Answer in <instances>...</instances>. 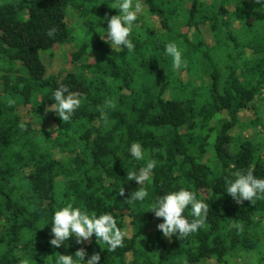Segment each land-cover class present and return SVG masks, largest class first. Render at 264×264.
Returning <instances> with one entry per match:
<instances>
[{"label": "trees", "instance_id": "1", "mask_svg": "<svg viewBox=\"0 0 264 264\" xmlns=\"http://www.w3.org/2000/svg\"><path fill=\"white\" fill-rule=\"evenodd\" d=\"M232 1L228 9L224 0H142L129 52L101 39L105 17L119 15L115 0H0V264H55L80 248L85 260L98 252L99 264L264 263V199L238 204L225 182L249 168L264 179V0ZM169 42L187 68L173 69ZM61 86L82 101L66 123L46 112ZM109 98L116 107L105 125L100 108ZM134 142L145 160L131 156ZM149 159L157 161L150 181H129L127 172ZM138 187L148 197L129 204ZM182 188L209 204L206 226L169 239L150 205ZM68 203L111 213L128 229L124 246L108 252L93 235L53 247V215ZM184 215L192 219L190 206Z\"/></svg>", "mask_w": 264, "mask_h": 264}, {"label": "clouds", "instance_id": "2", "mask_svg": "<svg viewBox=\"0 0 264 264\" xmlns=\"http://www.w3.org/2000/svg\"><path fill=\"white\" fill-rule=\"evenodd\" d=\"M261 2L262 0H255L257 4ZM110 7L118 9L119 15L105 17L108 20V27L106 32L101 35V39L110 44L113 50L127 48L129 52L134 51L135 45L130 36L134 23L144 10L142 0H115ZM56 31L57 29L53 27L48 30L47 34L49 37H54ZM165 52L172 58L174 70L187 68V61L183 59L182 52L175 42L167 43ZM53 95L55 103L48 107L46 112H55L64 123L69 122L76 110L81 107L80 93L70 91L67 86H61L55 90ZM12 104L14 101L10 100L9 106ZM115 107L116 102L111 98L106 99L104 105L101 106L100 112L105 125L108 124L106 110L115 109ZM18 127L21 130H27L24 123H20ZM130 154L137 161H143L146 158L145 150L138 142L132 143ZM156 165V160L149 159L138 172H127V179L135 180L139 186H142L150 181ZM232 175L234 179H226L225 182L226 192L234 201L242 205L244 201L254 204L257 199H264V179L257 178L253 169L237 170ZM118 195H125L123 186L119 188ZM148 195L146 188L138 187L127 200L129 204L137 201L143 202ZM189 206L191 220L184 215ZM150 212L154 213L156 218H163V222L157 227L164 237L171 239L175 236L183 240L206 226L209 204L197 199L195 192L182 188L179 191H172L160 196L150 205ZM51 223L53 238L50 240V244L56 248L64 245L73 236L77 244L91 243V239L95 235L96 242L102 249L114 252L124 246V240L129 234L127 228L118 227L117 220L111 213L104 212L100 215H97L96 212L89 213L80 207H74L72 203L55 211ZM231 227L243 231L242 224L238 222L233 223ZM87 255L86 249L80 248L74 255L60 254L55 264H99L101 256L98 252H94L89 259L85 260ZM20 264H30V261L22 259Z\"/></svg>", "mask_w": 264, "mask_h": 264}, {"label": "rangeland", "instance_id": "3", "mask_svg": "<svg viewBox=\"0 0 264 264\" xmlns=\"http://www.w3.org/2000/svg\"><path fill=\"white\" fill-rule=\"evenodd\" d=\"M218 1V5L220 6V4H221V2H223V0H217ZM252 1H254V0H252ZM252 1L250 0V2L252 3ZM224 6H226V8H228V9H230V8H232V7H234L233 5H231V3H236V1H232V2H230L229 4H228V2H227V0H224ZM250 3V4H251ZM256 5V4H255ZM254 7V6H253ZM257 7V6H256ZM233 16V15H232ZM147 18L149 19V21H151L152 22V24H154L155 23V25L157 26L158 24H159V20L156 18V17H151L150 16V14H148V16H147ZM230 18V17H229ZM218 20H220V16H218ZM78 19L76 18V17H74L73 16V25H74V27L78 24ZM233 21H234V18H233ZM256 22H258V20H256ZM242 23V22H241ZM264 24V18L260 21V28L258 29V30H260V32L261 31H263V27H262V25ZM232 25H234L233 24V22H232ZM232 25H231V27H232ZM155 26V27H156ZM242 26H243V24H242ZM77 27V26H76ZM230 27V28H231ZM234 28V27H233ZM233 30H236V31H238V29H236V28H234ZM248 30H252V28H248ZM255 34V31H253V32H249V34ZM233 35L235 36V33H233ZM245 35H247V34H245ZM219 40H223V41H226V39L228 40V38H227V36H224V35H222L221 34V36H220V38H218ZM239 39H241V40H243V41H245V39H242V38H239ZM205 40H206V42H207V44L209 45V46H213L214 44H215V40H214V36H212L211 34L210 35H205ZM202 49V51H199V52H206V50L204 49V48H201ZM211 57L215 60V58H214V56L211 54ZM56 58V57H55ZM57 59H59V57L57 58ZM56 59V60H57ZM213 59H211V60H209L208 62L209 63H215V61L213 60ZM53 61H55V60H53ZM50 62V67H55V66H60V64H57L56 62ZM66 67H64V69H65ZM195 78V77H194ZM197 80H199V81H201L200 79H199V77H198V79ZM262 109H264V108H262ZM259 130H261V129H259ZM261 131H263V130H261ZM239 134H241V130H239ZM264 151V150H263ZM250 256V255H249ZM261 264H264V263H261Z\"/></svg>", "mask_w": 264, "mask_h": 264}]
</instances>
